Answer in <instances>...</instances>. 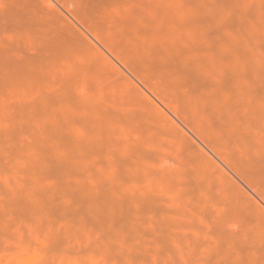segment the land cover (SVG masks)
<instances>
[{
  "label": "rangeland",
  "instance_id": "374dc122",
  "mask_svg": "<svg viewBox=\"0 0 264 264\" xmlns=\"http://www.w3.org/2000/svg\"><path fill=\"white\" fill-rule=\"evenodd\" d=\"M0 264H264V0H0Z\"/></svg>",
  "mask_w": 264,
  "mask_h": 264
},
{
  "label": "bare ground",
  "instance_id": "6f19581e",
  "mask_svg": "<svg viewBox=\"0 0 264 264\" xmlns=\"http://www.w3.org/2000/svg\"><path fill=\"white\" fill-rule=\"evenodd\" d=\"M1 73H2V71H1ZM2 75V74H1ZM38 242H39V240H38ZM19 244V243H18ZM16 248V247H15ZM20 253V252H19ZM17 257H18V255H17ZM28 257V256H27ZM30 259V258H29Z\"/></svg>",
  "mask_w": 264,
  "mask_h": 264
}]
</instances>
